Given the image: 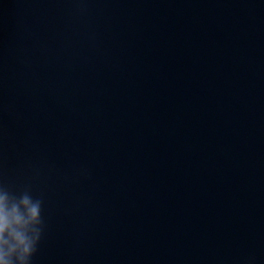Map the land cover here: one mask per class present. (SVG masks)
Returning <instances> with one entry per match:
<instances>
[{
    "label": "water",
    "instance_id": "1",
    "mask_svg": "<svg viewBox=\"0 0 264 264\" xmlns=\"http://www.w3.org/2000/svg\"><path fill=\"white\" fill-rule=\"evenodd\" d=\"M24 194L30 264H264V0H48Z\"/></svg>",
    "mask_w": 264,
    "mask_h": 264
},
{
    "label": "clouds",
    "instance_id": "2",
    "mask_svg": "<svg viewBox=\"0 0 264 264\" xmlns=\"http://www.w3.org/2000/svg\"><path fill=\"white\" fill-rule=\"evenodd\" d=\"M40 200L10 198L0 189V264H30L41 239Z\"/></svg>",
    "mask_w": 264,
    "mask_h": 264
}]
</instances>
